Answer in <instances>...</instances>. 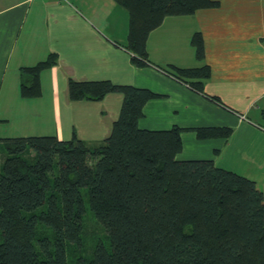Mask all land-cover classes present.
I'll list each match as a JSON object with an SVG mask.
<instances>
[{"label":"trees","instance_id":"trees-1","mask_svg":"<svg viewBox=\"0 0 264 264\" xmlns=\"http://www.w3.org/2000/svg\"><path fill=\"white\" fill-rule=\"evenodd\" d=\"M116 1L129 12L127 49L139 66L150 62L148 38L165 19L219 6L214 0ZM192 44L204 59L199 33ZM57 60L52 54L20 69L23 99L42 97L41 73ZM166 72L201 93L210 77L206 65ZM69 93L73 101L121 94L120 116L110 136L92 146L76 137L0 136V264H264V193L257 182L210 160L179 161L182 128L141 129L143 107L156 97L147 89L71 81ZM194 131L200 139L232 134ZM88 219L103 231L91 252Z\"/></svg>","mask_w":264,"mask_h":264},{"label":"crops","instance_id":"crops-1","mask_svg":"<svg viewBox=\"0 0 264 264\" xmlns=\"http://www.w3.org/2000/svg\"><path fill=\"white\" fill-rule=\"evenodd\" d=\"M215 8L169 17L147 41L150 62L136 65L127 49L129 12L116 0H0V136L106 140L124 97L73 101L69 84L110 81L156 95L139 127L184 129L179 161L210 160L258 183L264 193V0H214ZM199 33L204 59L192 44ZM42 97L23 99L20 69L50 55ZM209 66L204 93L166 70ZM226 128V138L200 139L195 129Z\"/></svg>","mask_w":264,"mask_h":264},{"label":"rangeland","instance_id":"rangeland-1","mask_svg":"<svg viewBox=\"0 0 264 264\" xmlns=\"http://www.w3.org/2000/svg\"><path fill=\"white\" fill-rule=\"evenodd\" d=\"M87 209L91 213L88 203H87ZM102 232L103 231L101 230V228L92 219H88L86 221V230H85L86 239L85 240H86L88 252H91L92 245L94 242V238L96 239L99 236V234ZM84 246H85V243H84L83 247ZM82 258H85V257L82 256ZM79 261H81V260H78V262ZM81 264H83V263L81 262Z\"/></svg>","mask_w":264,"mask_h":264}]
</instances>
